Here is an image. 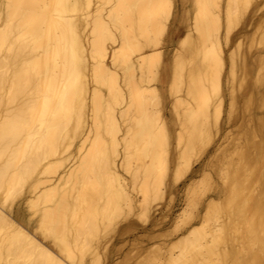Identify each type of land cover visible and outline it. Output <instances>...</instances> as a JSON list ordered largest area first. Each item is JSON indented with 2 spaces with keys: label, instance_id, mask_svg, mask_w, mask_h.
Here are the masks:
<instances>
[{
  "label": "bare ground",
  "instance_id": "6f19581e",
  "mask_svg": "<svg viewBox=\"0 0 264 264\" xmlns=\"http://www.w3.org/2000/svg\"><path fill=\"white\" fill-rule=\"evenodd\" d=\"M163 2L168 4V9L162 26L145 24L131 54L117 65L119 71L109 69V74L97 73L92 59L93 37L86 30L95 27V19L89 21L79 12H74L68 21L49 19L43 29L37 26L25 31L14 47L10 45L12 51L0 50V169L11 160L14 167L28 174L17 198L23 200V207L14 201L9 205L7 220L0 221V242L15 239L22 250L28 251L34 264L60 259L57 253L68 264H92L94 260L101 261L102 253L108 254L105 253L110 244L107 233L122 218L136 215L143 221L151 218L157 224L160 211H156L153 202L160 195L165 197L166 191L170 192V198L174 195L173 183L165 178L158 185L154 178L159 160L148 148L149 128L154 121L174 128L178 141L176 151H180L179 145L186 136L188 143L184 146H191L200 158V152L208 147L207 142L213 141L214 134L222 129L219 115L223 73L231 97L225 122L232 116L235 71L237 68L241 71L238 75L241 91L250 70L245 55H241L238 64L235 57L239 50L233 49L225 56L223 38L227 44L251 7L255 5L256 14L264 0H210L217 5L212 12L197 8L200 0ZM6 3L7 0H0V11L6 12L3 7ZM171 19L186 26L185 32L173 43L164 42ZM73 30L77 41L75 54L77 58H84L86 73L75 123L65 100V94H70L75 84L71 79ZM260 35L264 44V32ZM185 36L190 38L187 45L183 44ZM94 39L98 45L102 44L100 35ZM105 47L113 48V44L110 42ZM111 63L109 57L104 67ZM262 68L264 55L259 58L251 80L254 89L255 85L258 84L257 88L261 85ZM262 89L261 97L258 96L261 113L256 123L240 136L232 137L229 141H234L232 146L222 143L218 146L222 159L211 164L217 169L218 179L206 175L207 181L216 187V195L208 197L199 211L205 192L189 182L187 195L190 196L186 202L191 209L185 207L189 210L178 214L179 220L176 219L173 229L180 232L176 236L171 232L173 238L133 243L121 262L167 264L182 251L192 264H214L221 259L238 257L260 258V243L264 238ZM166 99L170 100L169 113L165 111ZM245 102L246 108L253 102L249 91ZM223 137L226 141L231 138L229 134ZM225 161L230 168L221 178L218 168ZM33 201L40 205L39 209H33ZM170 201L166 202L172 204L173 199ZM13 208L15 211L26 208V223L14 215ZM132 225V221L123 224L121 233ZM42 228L58 234L62 243L50 241ZM69 252L71 256L67 255ZM4 258H7L6 252Z\"/></svg>",
  "mask_w": 264,
  "mask_h": 264
},
{
  "label": "snow or ice",
  "instance_id": "6c2138e0",
  "mask_svg": "<svg viewBox=\"0 0 264 264\" xmlns=\"http://www.w3.org/2000/svg\"><path fill=\"white\" fill-rule=\"evenodd\" d=\"M247 7V5H245ZM5 11H0V50L12 51L11 46H15V42L21 38L22 34L39 26L41 29L48 23L49 19H64L68 21L69 17L74 12L81 13L86 19L91 21L95 19V27L86 31L92 33V59L95 63L97 73L103 71L109 74V69L119 71L117 67L122 60H126L135 47V39H138L143 31L145 24H159L162 26L164 18L167 16L168 4L163 0H114L112 3L93 2V0H77L76 3L70 0H7L3 6ZM217 7L210 0H200L197 8L202 11L212 12ZM231 7V5H229ZM261 16L264 17V10L261 11ZM139 29V30H138ZM261 31L264 32V24L261 25ZM97 35L102 38V44L98 45L94 39ZM189 37L185 36L183 44L189 43ZM113 44V48H106L108 43ZM77 47L76 33L72 32V48L73 54L72 77L75 82L71 93L65 94V100L68 102L69 112L73 116L72 123H75L76 110L79 107V101L83 98L85 83V60L83 57L77 58L75 52ZM107 52V56L105 53ZM111 57L112 63L107 68L104 67V62ZM90 81V77L88 78ZM260 84L264 87V68H262ZM91 87V84H88ZM214 134V132H213ZM264 140V133L261 135ZM177 135L176 130L171 127H164L159 122H153L149 128L148 148L153 153L154 157L159 160V167L154 173V178L158 185L167 178L171 184L184 183L191 177L189 172L190 166L196 159V153L191 146L185 147L188 143V138L185 136L180 143V151L177 152ZM206 143V141H204ZM91 143V141H89ZM85 151H88L87 149ZM109 161L108 169L111 167V148L108 149ZM236 156L239 155V146ZM7 158V157H6ZM208 157L205 156L204 159ZM231 159V158H230ZM216 164V161H213ZM230 168L227 161L222 167L218 168L219 175L224 178ZM194 170V169H193ZM210 169L205 170V180L198 187L201 191L209 192L213 189L212 182L207 181L206 175ZM27 173L23 170L14 167L11 160L3 169H0V221H6L9 213V205L14 201L20 203L23 207V200L17 198L21 195V188L27 180ZM216 175V173H213ZM19 181V182H17ZM26 199V197H25ZM223 204V201L221 202ZM33 209H39L35 201L32 203ZM15 212V209L12 210ZM46 211V209H45ZM45 235L50 241L56 244H61L58 234L49 232L46 228H42ZM219 230V229H218ZM256 247L255 244L252 246ZM7 253V258H4V253ZM51 255V252H49ZM60 259H51L48 264H68V261L63 259L61 253H57ZM71 256V253H67ZM0 264H34L28 256V251L22 250L16 243L15 239H5L0 242ZM79 264V262H77ZM92 264H103L101 261H92ZM127 264V262H125ZM131 264H135L132 261ZM167 264H192L187 258L185 252H181L179 257H173ZM214 264H264V238L260 243V258L244 259L235 258L227 261L221 259Z\"/></svg>",
  "mask_w": 264,
  "mask_h": 264
},
{
  "label": "rangeland",
  "instance_id": "374dc122",
  "mask_svg": "<svg viewBox=\"0 0 264 264\" xmlns=\"http://www.w3.org/2000/svg\"><path fill=\"white\" fill-rule=\"evenodd\" d=\"M258 1H260V0H258ZM254 6L251 7L249 12L246 14V18L244 19L243 24H242V22H240L237 24L236 28H234V31L231 33L229 42L227 44H225L226 41L223 38V42H224L223 48H224L225 56H227L228 52L233 50V49H234V52H235V50H237V51L239 50L238 53L239 52L240 53L242 52V53L241 54L239 53L240 54L239 55L236 52V54H237L235 57L236 60L237 61L241 60V55H245L246 59H247L246 61H248V64H249L248 68L250 70L249 71L250 74L248 75L249 77H247L248 78L247 83H245L241 86V91H240L239 84H238V82H239L238 81L239 80L238 75L240 76L241 71L239 68H237L238 66L236 67L237 69L235 71V75H236L235 102L233 104L232 116L228 119L229 121L226 120V122H225V116L228 114V110L231 107V97H230V92H229L228 88L225 86V82L223 81L224 80V75H223L224 71H223L222 72L223 74H222V77L220 80L222 83L224 82L223 84L220 82V84H221L220 89L221 90L223 89L222 90L223 92L221 90L219 92V93L222 92V94H223V100H222V104H221V111L222 112L220 111V115H219V118H221L219 120H220V123L222 125L221 131L218 132L217 135H215L217 132L215 131V128H213L214 130L212 129V131H214V133L216 132L214 134L213 138L211 136L213 141L209 140L207 142L208 147H206L204 145L205 150H203V148H201L203 150L202 152L197 151L198 153L200 152L202 154H199L200 158H198L196 156V158H198V159H195L194 163L190 166L189 172H191V177L188 178L187 181L184 183L177 184L175 182H172L173 184H171V187H172L171 193H172V195H174L173 196L174 198L173 197L170 198L171 197V194L169 195L170 192L166 191L165 195H164L165 197H162V195H160L162 198H164V199H162L160 197L162 199V201H160L161 200L160 198H156L155 199L156 201L153 200V201H155L152 204L153 207L156 209V211L162 212V213H160V212L157 213V215H158L157 224L154 225L151 221V218H147L148 219V220L146 219L147 221L144 219L145 221H143V218H141V217L138 218L136 215H131L126 219L122 218L115 225L116 226V227H114L115 230H114V228H112L110 230V232L111 231L112 232L107 233L108 244L109 243L110 244L108 245V248L106 250L108 252H105L108 254H103V253L101 254L102 259H100V260H102L103 264H104V262H105V264H116L117 261H119L120 264H125L124 261L121 262L122 258L124 257L125 252L128 251L129 247H131L133 243H138V242L148 243L150 241L159 240V239H166L168 237L173 238L174 236H176L180 232L179 230H177L178 233L175 230H174L175 232L173 231V229H175V227H176L175 223H177V220H179L178 214L180 215L181 214L180 212L183 213L184 209L185 210H187L188 208L191 209V206L188 207L189 202H186V200L189 198L188 196H190V195H187V191L189 189L188 186H190L189 182H192L193 185L196 187L198 185H200V183L203 181V179L205 177L204 174H205L206 169H210V171H208L207 174L211 175L215 179H218V175L216 172L217 169L214 168L211 164H213V161H216V163H219L222 159V156H223L222 152L217 150L219 144L222 143L223 145H227L229 147L232 146L234 144L233 143L234 141L232 140V142L229 143V141H231L232 137L240 136L244 130H246L250 126H253L256 123L257 118L261 113V109L258 107V101H259L258 96L260 95V97H261L262 92H260V91H263L262 88H264V87L259 85V88H257L258 87V84H257V85H255L256 86V88H255L256 90H255L254 86L251 87L252 86L251 80H252L254 72L256 71V67L258 66L259 58L262 57V55H264V44L261 42V40L259 38L260 33H262V31H260L261 25L264 24V20H263L264 18L260 14L261 11L264 10V5L258 10V12L256 14H254ZM245 22H246V24H245ZM177 23L174 19H171V21L169 23L170 26L168 27V31H167L168 33H166L164 36V42L167 41V42L173 43L178 37H180L185 32V30H186L185 24L181 23V22H177ZM178 25H179V27H178ZM254 33L256 35H254ZM257 39L259 40V43L255 42V40L258 42ZM239 40H241V41H239ZM173 46L174 45L172 44L170 46V48ZM249 48H251V49H249ZM239 57H240V59H239ZM238 64H239V61H238ZM246 91L247 92L249 91V96H251L252 100H253L252 104L247 108L245 105L246 104V102H245ZM252 91H253V93H252ZM257 92H259V93H257ZM256 93L258 95H255ZM165 101H167L165 104L166 105L165 111L167 113H169L170 108H171V105H169L170 100L166 99ZM165 101H164V103H165ZM253 116H255V117H253ZM262 132L264 133V127L262 129ZM224 134H229L231 138H229V140L226 141L225 137H223ZM210 141H211V143H210ZM205 156H207L208 158L204 159ZM210 161H211V163H210ZM213 173H216V175H213ZM215 195H216V187L215 186L209 192H205V196H203V198L201 199V201L198 205L199 211H201L203 209L204 204H205L206 200L208 199V197L215 196ZM157 199H159V200H157ZM172 199L174 201V202L172 201V204L166 202V201L171 202L170 200H172ZM168 206H170V207L172 206V207L170 208ZM185 207H188V208H185ZM25 209L26 208H22V210H16L14 213V215L18 219L22 220L24 223H26ZM156 211H155V213H156ZM166 212H167V215H166ZM165 215L167 216V218ZM174 216H175V218H174ZM128 221L133 222L132 227H130L127 231L121 233L120 228L123 226V224H125ZM157 226H160V227H157ZM114 231H116L117 234H115ZM166 231H167V233H166ZM171 232L173 233V235L175 233L176 234L173 236ZM147 234H149V235H147ZM160 234H162L163 236H166V237L164 238ZM164 234H166V235H164ZM111 239H113L112 242H111ZM112 253H114V254H112ZM119 262H118V264H119Z\"/></svg>",
  "mask_w": 264,
  "mask_h": 264
}]
</instances>
